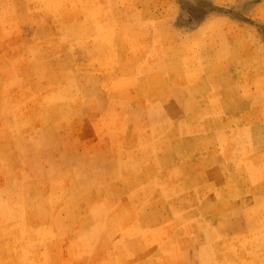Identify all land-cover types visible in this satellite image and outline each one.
Masks as SVG:
<instances>
[{
  "label": "rangeland",
  "instance_id": "rangeland-1",
  "mask_svg": "<svg viewBox=\"0 0 264 264\" xmlns=\"http://www.w3.org/2000/svg\"><path fill=\"white\" fill-rule=\"evenodd\" d=\"M0 264H264V0H0Z\"/></svg>",
  "mask_w": 264,
  "mask_h": 264
},
{
  "label": "bare ground",
  "instance_id": "bare-ground-1",
  "mask_svg": "<svg viewBox=\"0 0 264 264\" xmlns=\"http://www.w3.org/2000/svg\"><path fill=\"white\" fill-rule=\"evenodd\" d=\"M198 138V137H197ZM199 140V139H198ZM200 143V142H199ZM137 182V181H136ZM155 188V187H154ZM131 189V188H130ZM38 193V192H37ZM39 194V193H38ZM36 199H37V197H36ZM50 203V202H49ZM38 205V204H37ZM43 216V218H44V215H42ZM47 216V215H46ZM45 216V217H46ZM175 217V216H174ZM39 218V217H38ZM45 220V219H44ZM142 221V220H141ZM155 225V224H154ZM146 241V240H145ZM147 243V242H146ZM140 245H142V244H140ZM126 252V251H125ZM131 257V256H130ZM144 262V261H143Z\"/></svg>",
  "mask_w": 264,
  "mask_h": 264
}]
</instances>
